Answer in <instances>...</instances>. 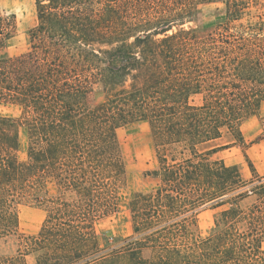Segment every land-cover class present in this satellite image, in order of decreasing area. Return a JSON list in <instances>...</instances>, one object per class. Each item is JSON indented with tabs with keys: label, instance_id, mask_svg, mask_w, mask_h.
Wrapping results in <instances>:
<instances>
[{
	"label": "trees",
	"instance_id": "16d2710c",
	"mask_svg": "<svg viewBox=\"0 0 264 264\" xmlns=\"http://www.w3.org/2000/svg\"><path fill=\"white\" fill-rule=\"evenodd\" d=\"M35 5L29 47L14 55L17 16L0 5V106L21 110L0 113V243L18 240L0 264L29 255L36 264H264V174L242 130L264 102V14L245 17L240 0ZM141 121L157 160L145 175L156 182L130 199L133 233L110 240L96 224L118 211L127 181L118 131ZM225 133L232 142L212 144ZM231 146L251 178L216 156ZM25 202L46 213L27 237ZM206 208L216 212L203 236Z\"/></svg>",
	"mask_w": 264,
	"mask_h": 264
},
{
	"label": "rangeland",
	"instance_id": "374dc122",
	"mask_svg": "<svg viewBox=\"0 0 264 264\" xmlns=\"http://www.w3.org/2000/svg\"><path fill=\"white\" fill-rule=\"evenodd\" d=\"M117 3L119 0H112ZM244 5L245 17L256 18L257 14H264V0H240ZM2 9L7 13H15L18 21V29L11 42L9 51L11 54H19L29 47L28 31L36 23L35 0H0ZM221 6L214 4L213 7ZM98 7V6H97ZM94 102L103 100V93L97 92L92 98ZM0 113L3 116L18 118L21 110L16 105H1ZM262 125V123H261ZM245 131H250L248 123L243 124ZM258 127V126H257ZM263 126L253 131L251 138H257ZM262 133V132H261ZM123 155L127 165V181L118 191V211L109 217L101 219L96 224V229L101 237L110 240L130 236L133 233L132 217L130 210V199L137 191L146 190L155 184L153 177L146 176L145 171L156 167L157 160L153 145L152 134L149 124L141 121L133 123L119 129ZM27 151V131L24 127L20 128V145L17 151L19 159L26 158ZM232 161L244 160L239 150L233 149L224 153ZM246 167L248 165L245 161ZM245 174V173H244ZM245 179L251 178L243 175ZM19 233L24 236L35 235L45 218V210L35 203L25 202L19 206ZM216 210L212 208L203 209L199 214V227L203 236L210 232L213 226V219ZM103 242V239H101ZM18 240L9 239L0 243V252L3 254H14L17 250ZM264 245V244H263ZM28 264H36L34 255L27 257Z\"/></svg>",
	"mask_w": 264,
	"mask_h": 264
},
{
	"label": "crops",
	"instance_id": "0c3cea01",
	"mask_svg": "<svg viewBox=\"0 0 264 264\" xmlns=\"http://www.w3.org/2000/svg\"><path fill=\"white\" fill-rule=\"evenodd\" d=\"M262 118H264V102L260 106L259 113L250 116L244 122V123L249 124L250 131H245L242 127L243 134H244L245 139L247 140V143H248L246 148H245V152L247 153L249 159L252 161L257 172L260 175L264 174V136L259 137V135H258V137L256 139L255 138L253 139V138H251L252 137L251 134L253 133L254 130L257 131L259 126L260 127L263 126V125H261ZM243 124H242V126H243ZM262 131H263V128H262V130H260V135L262 134L261 133ZM232 141H233V137L229 133H225L221 139L213 141L212 144L216 145V144L232 142ZM233 149L239 150V152H240L241 156L244 158V160L239 159L236 161H232L231 159L227 158L224 153L227 151L233 150ZM216 156L219 158H223L227 164L239 165L242 175H246L248 177V175L250 174L252 176V172H251L249 166H248V169L246 167V164H245L246 159L243 155V151H242V148L240 146H231L227 149L221 150V151L216 153ZM246 163H247V161H246ZM247 165H248V163H247ZM213 224H214V219H213ZM263 244H264V242H263ZM263 248H264V245H263Z\"/></svg>",
	"mask_w": 264,
	"mask_h": 264
}]
</instances>
